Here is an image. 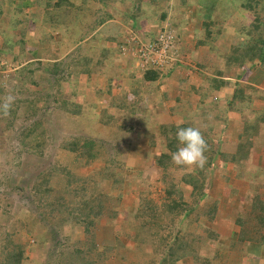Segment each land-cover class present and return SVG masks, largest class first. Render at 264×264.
I'll return each instance as SVG.
<instances>
[{
	"label": "trees",
	"instance_id": "16d2710c",
	"mask_svg": "<svg viewBox=\"0 0 264 264\" xmlns=\"http://www.w3.org/2000/svg\"><path fill=\"white\" fill-rule=\"evenodd\" d=\"M144 2L148 4L151 1L0 0L2 67H5L3 61L16 63V59H19L28 45L35 50H43L46 64L44 69L50 71V74L62 67L70 75H85L89 79L104 70L114 71L115 66L109 67L108 63L114 58V52L118 54L121 45L115 38L109 37L98 43L95 32L90 36L96 42L94 46L86 45L85 51L82 49L83 45H76L112 19L119 18L125 23L129 20L130 23L135 22L134 28L138 30V19L145 15V11L141 9ZM235 13L241 14L234 18V29L230 30L235 41L230 44L227 52L222 53L214 46L224 25L223 20L218 18L201 23V34L196 46L206 47L210 53L219 54L224 69L241 71L242 67L255 66L264 71V0H237ZM90 17L93 19L88 23L89 26L83 29V21ZM165 17L166 12L162 10L157 18L163 21ZM242 17H245L244 23L239 22ZM168 26L173 30L178 29L176 23H169ZM68 30H74L69 37L63 34ZM77 30H80V34ZM57 35L62 44H55ZM153 35H144L143 39L148 40ZM106 41L110 42L111 47H106ZM71 46H74L76 55L68 63H65L66 59L58 60L55 57L58 50L65 47L64 51H67ZM129 57L134 63L131 54ZM180 57L183 59V54L178 50V60ZM178 60L165 72L148 68L140 73L134 69V73L141 76L139 80L142 84L153 82L169 74L174 67L183 66ZM49 61L53 64L49 65ZM24 66L16 69V73L23 75L26 69ZM216 74L221 76V72ZM40 78L49 81L52 79L50 75L43 74ZM250 90V87L247 88V94ZM58 93L57 87L55 101L65 106ZM243 93L242 88L236 87L233 98L236 99L237 95L242 96ZM132 95L137 102L141 101L140 95L131 93L129 97ZM98 96L99 92L95 91L93 103L100 107L98 114L102 127L99 128L104 133H108L109 128L114 126V121L121 119L128 122L129 117L136 113L135 105H128L126 95L120 98L109 97L104 107L99 105ZM253 99V96L249 98L246 110L237 111L242 115L241 125L232 137L221 144L215 139L217 136L211 134L213 126L195 122L188 116L181 122H159L155 131L146 130L147 134H139V141L146 145V151H139L135 144L129 143L112 151L111 157L105 158L102 141L96 143L92 139L73 137L62 139L56 147L52 163L36 170L30 180L19 182L17 185L20 187H17L16 183L22 178V174H15L16 177L14 175L11 178L15 181L14 185L11 180L7 181L16 194L31 202L35 215H29L30 210L19 209L11 222L9 217H4V225L0 226V229L6 226V230L0 231V264H107L112 256H118V264H261L264 261V183L257 180V172L250 169V150L255 138L262 137L260 145L264 147V107L251 108ZM175 104L178 105V100ZM154 108L157 112L158 108ZM176 108L178 106L171 107L170 111ZM106 111L111 115L107 116ZM73 114L70 108L67 110L64 107V123H67L65 120L75 119L72 118ZM108 119L109 127L105 125ZM125 122L119 130L123 129ZM190 126L200 128L209 145L205 153L207 161L202 169L178 168L171 162V154L179 147L176 132ZM40 127L39 122L25 126L19 138L21 144L28 146L31 152L38 149L39 153L32 156L39 158L43 156L44 146L43 136L36 132ZM131 130L128 127L127 133ZM152 149L156 153L151 152ZM97 164L101 167L96 168ZM227 164L232 165L235 173L232 178L243 182L246 192L242 191L241 186L240 189H231V194H235L236 190L242 191L232 217L236 232L223 238L217 229L204 227L195 221L203 218L211 222L219 209L228 211V200L205 197L203 186L207 177L213 174L212 169ZM88 168L92 169L88 175L79 174ZM224 171L221 172L222 175L227 173ZM152 173L155 178L148 179ZM226 179L225 177L224 180ZM105 180L110 183L107 190L101 187ZM130 182L134 183L133 188L136 186L138 189L134 191L135 202L120 212L107 211L106 204L112 202L111 193L117 190V201L120 202L121 193L127 194L129 186L126 184ZM152 183L160 185L161 195L158 201L152 198ZM123 187L122 191L119 190ZM187 191L188 199L192 198L191 205L185 201ZM20 215L24 218L17 219ZM117 215L121 221L117 222ZM103 216L106 220L102 219ZM181 217L194 218L193 230L181 227L171 236L172 227ZM107 227L109 230H104ZM67 228L71 230H66ZM195 228H199L202 234L197 233ZM18 232L22 234L15 238V233ZM75 233H80V237ZM61 234L64 236L61 237L63 243L57 240ZM98 235L103 236L100 243ZM30 237L35 238L30 249L28 248L31 252L37 250L41 241L46 244L47 240L49 242V239L54 238L55 261L39 259L40 257L29 259L24 254V248L27 245L26 239ZM255 249L259 252L257 255L252 253Z\"/></svg>",
	"mask_w": 264,
	"mask_h": 264
},
{
	"label": "rangeland",
	"instance_id": "374dc122",
	"mask_svg": "<svg viewBox=\"0 0 264 264\" xmlns=\"http://www.w3.org/2000/svg\"><path fill=\"white\" fill-rule=\"evenodd\" d=\"M150 1L151 2H149L148 4H145L144 2L141 9L145 11L144 13L145 15L143 16V18L141 17L140 19H138V21L142 19L138 25L142 26L145 21H148L149 23L148 28L157 31L164 25L168 26L169 23H178V24L181 23V25H183L184 19L189 21L190 20L194 21L195 16L193 14L194 13L193 11L195 8H193V6L195 5L194 3L195 0H150ZM226 1L230 2V0H222V3L225 4ZM162 10L166 12V17L165 20L159 21L157 17L159 16ZM181 11H183V14L181 13ZM234 14L235 15H233L232 17L237 18V16H239V14L241 13H239L237 16L236 13ZM232 17L228 18L229 22L227 23V25L231 24L234 21ZM178 20L180 22H178ZM126 24L129 26L130 20ZM230 29L233 30V28ZM117 30L118 27L117 24H115L113 26L110 25V27H106L104 32H106V35L107 33L110 34L109 37H111L112 35L113 36L112 38L115 37V39H118V32L116 33ZM134 32L135 31L133 30L127 31L126 34L123 36L122 41L120 42L121 44L120 47L118 48L119 50L118 54L121 55L126 62H130L132 67H134V63L132 58L129 57L130 53L126 51L125 54H122L121 48L126 46L125 41L130 36L136 35V33ZM138 32H139L138 34L143 33L142 31H139V29ZM137 36L140 39H142V36L140 35ZM76 46L80 47V45H76ZM31 47L28 46V48ZM27 50H28V53L26 54L27 63L24 66L26 67V69L23 75L22 74L19 75L16 73V69L19 68L17 63H14L12 61L10 62L7 61L5 63L6 66L2 67V61H0V98H3L6 95H12L15 97V101L11 109V114L6 118L0 115V226L4 225L3 224L4 217H9L10 219L8 220L11 222L14 216L16 215L15 214L16 211H19V209L30 210L31 213L29 215H35L33 211L34 207L31 204V202H29L28 199H24L20 195L16 194L15 190L10 188L11 186L8 185L7 181L11 180L10 182L12 183V185H14L15 181L14 179L11 178L15 174L18 176L22 174V178L18 179L16 185L21 181H25V179L30 180V176L36 170L44 167L48 163H52L53 159L56 156V147L62 139L73 137V138H81V139L82 138L92 139L96 143L102 141L103 143L102 148L104 150L105 158H106L108 156L111 157L112 151L118 148H123L124 146L129 145V143L135 144V148L138 149L139 151H146L147 148L146 145L139 141V134L144 132L145 134H147L148 132H146V130L155 131L157 124L161 122V120H157L158 118L157 119L154 118L152 109L149 108L150 105L149 102H151V100L148 99V97H150V91L145 88L142 89L143 103L140 102L142 104L137 105V107H135L137 113V114L135 113L136 116L134 117V115H131L129 117L128 122L124 121L125 122L124 127L123 129L120 130L119 127L123 125L124 122L121 119L114 121L115 122L114 126L109 128L108 133H104L99 128L102 127L101 126L102 124L99 121V114H98L100 107L94 106L95 104L93 103L94 102L93 96L95 91L99 92L98 97L100 98L99 100L101 102L99 104L100 106H102V104L104 103L101 100V98L105 99V97H107L108 100L109 97L115 98V95H118L119 93L118 71L114 70L110 72L108 70L107 71L104 70L105 72L103 71L102 73L92 75V77H89V79H87V77L84 75L82 76H78L76 74L70 75L62 67L56 73L55 71H53L54 74L53 73L50 74V71H46L44 69L46 67L45 66L46 64L44 60L43 50L40 49V52L37 53V58L40 59L41 62H36L40 60H31L30 59L31 55L29 54L30 50L29 49ZM72 51H74V49ZM54 55L56 54L54 53ZM75 55L76 54H72L70 55V57L64 58L66 59L65 63H68L70 59ZM21 63H23V61H21ZM51 64H53V62H50L49 65ZM108 64L109 67L113 65L112 61H109ZM41 74L50 75L52 77L51 81L40 78ZM126 82L127 81H123L124 84ZM123 83L121 82V85H123ZM71 86L75 88L73 87L70 88ZM57 87L59 89L58 94L62 96V101H64L65 106H62L60 102L57 103L54 99V93ZM116 89L117 91H115ZM118 98H120V96H118ZM134 100L136 101V97L135 99L133 97L131 99L130 97L128 105L132 104ZM88 101L92 102L93 104H90ZM64 107H66L67 110L70 108V110L73 111L74 114L72 118L75 119H70L69 121L65 120L67 123H64L63 120ZM155 107L159 108V106H155ZM22 109H24V111ZM159 110L160 109H157V111ZM106 114L107 116L111 115L107 111ZM34 122H39L41 127L37 129L36 132L39 133V135L43 136L44 138L43 139L44 146L42 149L43 156L41 158L32 156L34 154L39 153L38 149H33V152H31V150L28 149V146L21 144L19 140L20 132L22 128H24L25 126H29ZM105 123H106L105 125H108L109 127L110 119L106 120ZM128 127L132 128L129 134L127 133ZM215 139L218 141L217 137H215ZM154 150L155 149H152L151 152H153ZM253 153L254 152H252V154ZM254 158L255 159H253V164L255 167L260 166V163H264V156H261L259 152H256ZM95 167L96 168L101 167V165L97 164V166ZM225 167L226 165L216 166L215 169H212L213 174L207 177L203 186L205 191V197H211V199L212 198L216 200L219 199L221 201L223 199H227L229 203L227 205V207H229L228 211L226 210L222 211L221 209H219L215 214L214 218H212L211 222H207L203 218L195 221V223L201 224L204 227H212L215 230L217 229L218 233L221 234L223 238L230 237L232 234L236 232V227L234 226L232 219V217L235 215L236 212L234 207L236 208L235 204H238V202L240 201V197H241L240 193L242 191L246 192V187L244 188L242 186V191L236 190L235 194H231V189H237V188L240 189V186L244 185V183L240 182L239 179L232 178L235 176V173L233 171H231V173L233 174L223 173L222 175L221 172L225 170ZM215 170L219 171V175L216 173ZM261 170L262 171L257 172L255 176L258 178L260 182L264 183V165L262 166ZM91 171L92 169L88 168L86 170H83L79 174L88 175V173H90ZM259 175L261 177H258ZM225 177L227 178L226 180H224ZM152 178L153 179L155 178V175L153 173L151 174V176L150 175L148 176V179H152ZM109 184H110L109 181L105 180L104 182H102V186L101 184L99 186L107 190ZM126 185L127 187L129 186L127 194L121 193L122 196L120 198L121 199L120 202L117 201L118 191L114 190L113 193H111L112 202L110 204H106L107 211L109 210L110 212V210H113L120 212L123 209L129 208V205H131L132 202H135L136 195L134 191H137L138 189L136 188V186L135 188H133L134 183L130 182L127 183ZM151 185H152L151 187L152 198L158 201L160 199L159 196L161 195L160 185L155 183H152ZM17 187L20 186L17 185ZM123 189L124 187L120 188L119 190L122 191ZM185 199H186L185 201L189 205L192 204V198L188 199V191L186 192ZM104 217L105 216H103L102 219L106 220V218ZM16 218L23 219L24 216L22 217L20 215L19 217ZM182 218L183 217L179 218L172 227L171 236H173L176 233V230L178 231V228L181 227H185V229L188 231L193 230L192 227L194 225L195 216L194 218L190 217L192 218L190 221L188 220L190 218H184V219ZM116 220L117 222L121 221L120 216L117 215ZM5 227L6 226H4V228L2 227L0 231L6 230ZM68 229L69 228H67L66 230ZM66 230H64V232ZM104 230H109V228L107 227ZM195 231L199 234H202L199 228H195ZM20 233L22 234V232L15 233V238L20 236ZM97 233L100 234V231L98 229H97ZM165 233L166 232H164V234ZM75 235L80 237V233H75ZM61 237H64L63 234H61L60 237H57L58 238L57 240L58 242L63 243ZM101 237L103 236L98 235L97 240L99 243L101 242ZM34 239L35 238L32 239L31 237L26 239L27 245L24 248V254L27 255L29 259L40 257L39 259L46 258L49 261L54 262L55 261V255L53 252L55 251V249H53L54 238H52V240L49 239V242L47 240L46 244L40 239H38L41 242L38 244L37 250L31 252L29 251V249L31 244H33ZM247 247H254V246H247ZM256 251L257 249L252 251L253 255L254 254L257 255L259 253L258 251L257 252ZM50 264H54V263H50ZM107 264H118V256H112Z\"/></svg>",
	"mask_w": 264,
	"mask_h": 264
},
{
	"label": "crops",
	"instance_id": "0c3cea01",
	"mask_svg": "<svg viewBox=\"0 0 264 264\" xmlns=\"http://www.w3.org/2000/svg\"><path fill=\"white\" fill-rule=\"evenodd\" d=\"M236 1L237 0H230L231 3L226 1L224 4L222 3V0H195V5L193 6V8H195L193 11L195 16L194 21L184 19L183 25H181V23H176V28H179L177 30L175 29L177 49L183 54V59L180 57L178 61H181L182 63L180 65L183 66H178L177 68L174 67L169 74L162 76L156 81L142 84L139 80L141 76L133 72L134 67L131 66L130 62H126L121 55L114 52L112 64L118 71V88L119 93H121L115 95V98L126 95L127 100H130V97L131 99L132 97L135 99L134 95L129 97L131 93H135L141 96L140 102L143 103L142 89L146 88L150 91V97H148V99L151 100V102H149V108L152 109L154 118H158L157 120H161L162 123H168L170 121L174 122L176 120L181 122L187 119L188 116V118L192 117L195 122H205V124L213 126L211 134H213L212 136H217L220 144L232 137L231 135L233 133L235 134L241 125L242 115L237 111L247 109L250 101L249 98H251V96L254 97L251 108L260 109L262 106L264 107V71L255 66L242 67L241 71L237 69H224L222 67L224 66L222 58H220L219 54L210 53L206 47L196 46V42L200 38L201 23L208 20L214 21V19L218 17L220 21L223 20V23L225 20V23L222 26L220 38L214 41V46H216L222 53L227 52L230 44L235 41L232 31L230 30V28L234 29L235 23L232 22L229 25H227V23L229 22L228 18L235 15ZM181 13L183 14V11H181ZM234 18L235 17H232L233 20ZM92 19L93 17H90L86 21H83L82 28L84 29L88 27V23ZM244 21H246L244 17L239 20V22L242 23H244ZM139 22L140 20L138 21V24ZM178 22L180 21L178 20ZM115 24H117L118 27V30L116 31V33L118 32V39H116L118 44H120L123 36L129 30L135 31L134 33L142 36V38L144 35H153L155 31L154 29L152 30L151 28H148V21H145L142 26L139 25V31H142L143 33L138 34V30L134 28L135 22H131L128 26L119 18L118 20L112 19L102 24L97 28V31L86 36L77 45H83L82 48L85 49V51L87 50L86 45L94 46V43L96 42H94V40L92 41L93 38L90 36H93L95 32L98 37V43H102L103 40L105 41V39L110 36V34L107 33L106 35V32H104L105 28ZM73 31L74 30H68L67 33L63 32V34L69 37L73 34ZM76 32L80 34V30L79 32L78 30ZM111 37L113 36L111 35ZM55 39L56 45L62 44V40L58 38V35ZM105 45L106 47H111L109 41L105 43ZM74 46L67 48V51H64L65 47L58 50L57 59H64L67 55L70 57V55L74 54V51H72ZM27 49L30 50L29 54L31 55V60H40L37 58V53L40 52V48L35 50L33 47L28 48V46H26L24 52L19 55V59H16V63L19 67L24 66L27 63ZM21 61H23V63H21ZM5 63L6 62L3 61L4 65ZM216 72H221V76H217ZM215 80L220 82L217 83ZM123 81L127 82L124 84ZM121 82L123 85H121ZM72 87L73 86L70 88ZM236 87L242 88L244 93L242 96L237 95L236 99H234L233 97ZM249 87L252 90L247 94V88ZM115 91H117V89ZM101 100L104 102L101 107L109 101L107 97H105V99L101 98ZM177 100L178 105L175 104ZM136 102L137 99L131 105L137 107V105L142 104ZM89 103L93 104L92 102ZM155 106H159L158 109L160 110L156 112L154 108ZM175 106H178V108L170 111V108H175ZM260 140H262V137H260V139L255 138L253 142L254 148L252 147L250 150V169L256 172H261V168L264 165V163H260V166L255 167L253 164L256 152H259L261 156H264V147L260 145ZM252 152L254 153L252 154ZM215 171L219 175V171ZM231 171H233L232 165L227 164L224 172L231 173ZM258 177L261 176L259 175ZM256 179L258 180L257 177ZM242 186L244 188L246 187L245 184L241 185V187Z\"/></svg>",
	"mask_w": 264,
	"mask_h": 264
},
{
	"label": "built area",
	"instance_id": "2783aa9c",
	"mask_svg": "<svg viewBox=\"0 0 264 264\" xmlns=\"http://www.w3.org/2000/svg\"><path fill=\"white\" fill-rule=\"evenodd\" d=\"M121 48L122 54L129 52L134 59V69L144 72L148 68H156L165 72L178 60L175 31L169 26H162L148 39H140L137 35L130 36Z\"/></svg>",
	"mask_w": 264,
	"mask_h": 264
},
{
	"label": "clouds",
	"instance_id": "9594fccd",
	"mask_svg": "<svg viewBox=\"0 0 264 264\" xmlns=\"http://www.w3.org/2000/svg\"><path fill=\"white\" fill-rule=\"evenodd\" d=\"M15 97L6 95L0 98V115L8 117L14 104ZM178 149L171 154V162L178 168H203L207 157L205 153L209 145L198 127L180 128L176 132ZM264 264V261L261 262Z\"/></svg>",
	"mask_w": 264,
	"mask_h": 264
}]
</instances>
